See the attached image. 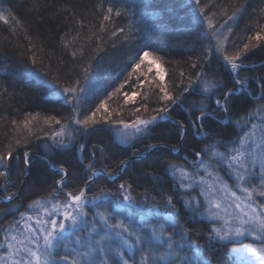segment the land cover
Returning a JSON list of instances; mask_svg holds the SVG:
<instances>
[{
	"label": "trees",
	"instance_id": "trees-1",
	"mask_svg": "<svg viewBox=\"0 0 264 264\" xmlns=\"http://www.w3.org/2000/svg\"><path fill=\"white\" fill-rule=\"evenodd\" d=\"M110 6L112 13L107 12ZM0 11H11L16 18L0 21V154L15 148L6 167L0 161V171L6 172L0 177V243L33 201L53 197L65 202L67 193L84 189L89 217L94 202L107 213L114 201L121 202L132 216L136 208L146 206L153 209L150 221L164 222L168 231L185 232V239L203 246L202 258L235 264L230 243L209 239L207 222L190 217L169 165L190 168L188 159L197 161L202 157L196 153L203 156L206 146L221 147L235 138L237 123L255 105L264 106V41L252 40L236 61L241 66L232 72L224 53L217 51L216 39V29L228 24L223 49L228 55L242 49L264 26V0H0ZM144 52L151 61L160 60L166 72L162 83L177 98L176 104L153 102L161 94L160 83L152 81L156 71L148 58L141 62ZM198 77L217 87L205 93L196 83ZM90 78L94 82L79 105L69 103L63 88L76 87V97ZM237 79L246 81L241 90ZM229 89L235 91L225 113L215 101L223 102ZM100 100L106 101V108L95 117L99 123L84 129L65 120L73 108L83 119ZM165 106L169 112L162 118L155 109ZM201 109L206 117L198 120ZM151 116L157 121L139 137L128 144L116 139L118 121ZM48 117L71 124L73 138H59L66 146L55 144L53 136L61 125L46 124ZM25 120L31 121L32 138L16 145L12 121L21 127L23 138L28 135ZM25 152L30 166L24 163ZM60 164L67 169L62 185L56 183L62 175ZM88 165L97 170L95 175ZM124 195L132 200L125 201ZM93 196L100 199L93 202Z\"/></svg>",
	"mask_w": 264,
	"mask_h": 264
},
{
	"label": "snow or ice",
	"instance_id": "snow-or-ice-1",
	"mask_svg": "<svg viewBox=\"0 0 264 264\" xmlns=\"http://www.w3.org/2000/svg\"><path fill=\"white\" fill-rule=\"evenodd\" d=\"M197 4L199 0H196ZM108 13L113 12V8L110 6L107 9ZM117 15H120V12H116ZM235 15V13H233ZM105 20L109 19V15L104 16ZM9 20L15 21V16L8 12V15H5L3 11H0V21L4 23H8ZM18 22V21H16ZM209 27H212L211 21H209ZM123 31V29H121ZM231 29H229V32ZM264 32V26L261 27V31H257L255 36L249 37V43L243 45L242 49L237 50L234 55H228L226 50L223 49V42L219 37L217 39V51H222L223 59L231 66L233 70H237L241 65L236 63L241 57L243 53H246L250 48V43L252 40L256 41H264V35L261 34ZM115 34V33H113ZM215 36V33H213ZM225 39H227L225 37ZM75 52H73V56H75ZM149 56L148 52H144L143 56L140 58L141 62ZM32 63H36V57H32ZM155 63V61H153ZM195 66V65H194ZM139 65H136L138 68ZM135 70V69H134ZM85 72L88 71L87 68L84 69ZM160 76L161 81H163V72L159 71L157 73ZM245 80L237 79L236 83L243 86L245 84ZM79 83L78 81L76 82ZM123 85H121V88ZM159 91L163 93L160 97L163 101H170L172 104H176V99L172 95L169 94L167 87L161 82L157 85ZM217 87L216 84H205L204 91L207 92L210 88ZM264 88V84L261 85ZM81 91H83L81 89ZM120 89H116V92H119ZM184 91H188V89H184ZM235 89H229L226 93L223 94V102L220 99L215 101L216 105L225 113L228 112V101L232 97ZM77 92V88L74 86H68L63 88V93L67 96H70L69 103L73 101L79 105V99H77L73 94ZM126 102H127V94L125 93ZM264 98V97H262ZM146 107V106H145ZM106 108V103L101 101L99 106L96 108L94 112L89 115H85L83 119L79 118V110L78 108L72 109V116L66 117L65 120H71L77 125H82L84 129H87L91 125H95L99 123V121L95 118L97 113L100 112L101 109ZM136 111H139L137 109ZM157 115H161L169 112L168 107H161L155 109ZM39 114H37L38 116ZM206 117V112L204 109L200 110V115L197 117L198 120H202ZM35 120V117H32ZM157 119V116H153L149 120L140 119L139 117L132 122L131 125L124 123L123 120L119 121L124 124L125 128L132 127L135 129L136 133L147 129L148 125ZM54 121L56 124L61 125V129L57 131L53 140L55 144L60 146H66L65 141L59 139L60 137H67L68 140H71L72 132H71V124L65 123L62 124L61 120L56 117H48L45 119V123H50ZM31 121L25 120L22 122L23 129L27 131L28 135H22V129L19 125H17L16 121H12V124L15 126V131L18 134L15 139L16 145H24L27 144L29 139L32 138V130L29 127ZM143 125L144 129L140 126ZM181 127H183L181 125ZM204 125H200V131L203 133ZM255 128V125H253ZM255 132H245L243 137L239 139V147H233L226 152L216 151L214 146H206L208 151L211 153L212 157H216L215 163L219 165L220 163L226 164L233 172L234 178L236 180V187L240 189L245 195L243 197L237 195L235 191H232L227 184H223L221 190L225 193H229L232 199V203H226L225 201L228 199L225 197H216L213 194V189L211 186L207 189L208 194L205 195V204L207 205L206 211L209 213V216L214 220L222 221L221 226H213L209 231V239L215 236L220 240L229 239L230 237H241L245 234H253L257 239L264 240V211H257L255 207H253L250 203H245V201H251L255 195L264 196V137L261 138L259 143L254 139ZM54 146V145H53ZM155 147V146H150ZM83 145H81V149ZM259 149V151H258ZM50 150V149H49ZM15 151L14 147H10L7 153L0 154V161L5 162V167L7 166L6 162L13 157V152ZM197 156H201L200 152L196 153ZM24 163L26 165H31V160L29 158V153H24ZM121 163H124L123 161ZM199 165L205 169L207 172L210 167V162L205 163L203 159L199 161ZM257 165L259 168L257 169ZM91 169V165H88ZM170 169L172 170V174L175 175L176 172L180 173L182 178L181 187L192 188L193 185L191 183L184 184L183 180L190 177V173L186 170L180 168L178 165L170 164ZM93 175L97 170L91 169ZM254 173H258V175H254ZM61 175V179L56 183L59 185L63 184L64 178L67 176V169L63 164L59 165V173ZM211 174V173H209ZM6 176V172L0 171V177ZM92 177H89L91 180ZM259 179L258 183L255 181ZM203 183V180H201ZM130 187V185H129ZM121 189H125V184L120 185ZM204 195V192L201 193ZM12 197L9 196L8 199ZM67 200L63 203H51V201L47 199H38L33 201L29 207L30 208H39L43 209L44 213L47 216L53 215H62V220L50 219L44 220L37 217L36 226L34 227L32 224L28 223L33 219L32 216H28L27 220L23 222V231L18 234H6L4 239L7 245L6 254L0 256V264H64L69 260V255L67 254V246L62 245L63 234L68 231L66 227L65 221H71V227L73 229L76 228L77 224L81 222V218L86 215L84 204L88 201L85 198V190L81 189L78 193H67ZM100 199L98 196H93V202ZM123 199L125 201H131L132 197L130 195H124ZM51 203V207H48V204ZM167 204L171 209H175L176 205L173 203L171 197L167 198ZM186 206L190 209H197L200 206V201L195 198H189L185 202ZM260 207L264 209V204H261ZM61 208L63 211L61 212ZM229 208H234L239 211L229 212ZM245 208H248L249 211H244ZM71 209V211H69ZM215 209V211L213 210ZM101 220L107 224L109 220V216L104 212L97 213ZM21 218L25 216V213H21ZM170 219H174V215H170ZM19 224V222H17ZM112 228H123L124 232H127L129 235L135 236V244H140L142 246L147 245V248L142 247V261L141 264H213L211 260L208 258H202L201 252L202 247L196 241H189L187 246L185 244H180L179 248H175V233L174 232H166L163 226H152L151 229L147 233H142L139 231L131 230L130 226H125L123 221H119L114 225H110ZM116 235H120V233H116ZM167 235V245L169 251L164 254H157L151 251L154 242H158L162 237ZM187 233L182 232L180 234L181 240L185 239ZM108 236H102L98 241H95V246L89 244L86 247V250L83 252L76 251V249H72L73 256L71 258V264H96V262L91 259L93 253L97 251L99 248L100 252L104 251L103 242L108 239ZM76 243H80V237H76ZM125 244L128 242L125 240ZM191 245L195 246V250H192ZM63 246L65 248L64 255H61L59 249ZM134 245L129 244L128 247L131 248ZM207 246V245H205ZM3 247V245H0ZM116 256L119 257V260H114L113 264H129V261L124 258V253L119 249L114 250ZM188 251H192V255L189 256L186 253ZM234 252H244L251 253L256 259L253 261V264H264V243L260 246L255 247L252 245H242L239 249L233 248ZM185 253V254H181ZM108 258L105 257L104 260L100 262V264H107Z\"/></svg>",
	"mask_w": 264,
	"mask_h": 264
},
{
	"label": "rangeland",
	"instance_id": "rangeland-1",
	"mask_svg": "<svg viewBox=\"0 0 264 264\" xmlns=\"http://www.w3.org/2000/svg\"><path fill=\"white\" fill-rule=\"evenodd\" d=\"M228 24H223V26L218 27L217 34H219V38L222 42H224V35L228 31ZM149 61L148 64L151 63L152 67L155 68L154 74V79L152 81L156 82H163L164 78L166 77V72L165 70H161V63L160 60H155V63L151 61L150 59L152 57L148 56L147 57ZM159 71L163 72V81H161L160 76L157 75ZM235 72V71H234ZM146 77V76H145ZM198 82H196L198 85L199 83L202 85L203 91L205 84L211 85V80L205 77H198ZM93 80L90 78L86 84L84 85V88L82 89L83 91L77 93L76 98L79 99L82 98V96L91 89V86L93 84ZM205 92V91H204ZM208 92V91H207ZM205 92V93H207ZM238 92V91H237ZM163 93L159 94L158 93V98L153 100V102L156 101H161L160 96H162ZM159 99V100H158ZM101 101V100H100ZM99 101V102H100ZM106 102V101H104ZM150 114V113H149ZM148 114V115H149ZM160 117H164V114H161ZM159 117V118H160ZM151 117L148 118H140V119H145L149 120ZM158 119V117H157ZM153 121L151 124L157 121ZM136 120V119H135ZM133 120V121H135ZM132 121V122H133ZM132 122H124L129 125L132 124ZM149 124L148 127L151 125ZM253 125H255V128H253ZM238 130H237V135L235 138L232 140L228 141L225 143L223 146H214L216 151L219 152H226L230 150L233 147H239V139L243 137L245 132H255L254 139L256 140L257 143L261 140L262 137H264V106L260 107V104L255 105L253 110L249 111L245 117L241 121L237 123ZM142 129H144V126H140ZM147 127V129H148ZM116 132H115V137L116 139L122 143V144H128L130 141H132L134 138L139 137L142 135L147 129H144L143 131L136 133L135 129L132 127L125 128L123 123H116ZM259 151V149H258ZM202 158L199 160L190 163L192 166L190 168L186 167H180L184 170H186L188 173H190V177L186 178L183 180L184 184L191 183L193 185L192 188H185L181 187V182L182 178L180 176L179 172H176L173 177L176 180L175 187L178 189V195H181V198L183 199L184 205L187 210H189V214L191 218H195L197 220H203L207 222L208 225V238H209V231L212 229L213 226H221L222 221L219 220H214L209 216V213L206 211L207 205L205 204V195L208 194L207 189L209 186L213 189V194L216 197H225L227 196L228 199L225 201L226 203H232V199L230 197L229 193H225L221 190L223 184H227L229 188L232 191H235L237 195L243 197L245 194L240 191L238 187H236V180L234 178V174L232 170L224 163H220L217 165L215 163V160L217 159L216 157H212L211 153L208 151V148L204 149V154L203 156L201 155ZM203 159L205 163L210 162V167L208 168L207 172L203 167L199 165V161ZM257 169L259 168V165L256 166ZM172 173V170H171ZM211 173V174H209ZM254 175H258V173H254ZM201 180H203V183H201ZM259 179L255 181V183H258ZM180 188V191H179ZM204 192V195H201V193ZM195 198L200 201V206L197 209H190L189 207L186 206L185 202L189 198ZM47 200L51 201V203H60L63 204L64 202H60L57 199H54L53 197L47 198ZM87 200V199H86ZM51 203L48 204V207H51ZM245 203H250L257 209V211H264L260 207L261 204H264V196H259L255 195L251 201H245ZM102 206L98 202H94L92 204V209L93 211L90 213L91 217H89L86 213L81 218V222L77 224L76 228L73 229L71 227V221H65L66 227L68 228V231H66L63 234V239H62V245L67 246V254L69 255V260L67 262H64V264H71V258L73 256L72 249H76V251L83 252L86 250L87 245L92 244L95 246V241H98L100 237L102 236H108L109 238L106 239L103 242V248L104 251L100 252L99 248H97V251L93 253V256L91 259H93L96 264H100L102 260H104L105 257L108 258L107 264H113L114 260H119V257L116 256V253L114 250L119 249L124 253V258L129 261V264H141L142 261V247L147 248V245H140V244H135V236L129 235L127 232L123 231V228H112L110 225H114L119 221H123L125 226H130L131 230L139 231L142 233H147L152 226H163L166 230V232H172L167 230V226L164 222L158 221V222H152L150 221L149 216L153 212V209L145 207H140L136 208L137 209V215L132 216L129 214L131 210L126 209L124 211L122 208L124 205H122L121 202H113L111 205L110 212L107 213L104 212V210L99 209V207ZM115 207V209H114ZM85 209V208H84ZM215 211V209H213ZM63 209L61 208V212ZM71 211V209H69ZM156 211V210H154ZM239 211L234 208H229V212H235ZM244 211H249L248 208H245ZM98 212H104L109 216V220L107 224H105L102 220L101 217L97 214ZM158 213V212H157ZM162 213V211H161ZM160 214V213H159ZM32 216L33 219L31 221H28V223L32 224L34 227L36 226V219L39 217L40 219L44 220H50V219H57V220H62L63 216L62 215H53V216H47L43 209L39 208H30V210L25 213V216L23 218H19L17 222L13 223L10 228L8 229L6 234H18L19 232L23 231V222L27 220L28 216ZM180 232V231H179ZM116 233H120V235H116ZM80 237V243H76V237ZM5 237V236H4ZM214 240L221 242V243H230V254L235 261V264H253V261H255V257L251 255V253H244V252H234L232 251L233 248L239 249L242 245H252L255 247L260 246L262 243H264V240L257 239L255 235L253 234H245L244 236L241 237H230L229 239L225 240H220L213 236ZM127 241L128 244H125L124 241ZM167 240L168 237L165 235L164 237L161 238L160 241L154 242L153 247L151 248L152 252L159 254H164L169 251L168 245H167ZM175 248H179L180 244H185L186 247L190 246L188 245L189 240L184 239L183 241L181 240L180 233L175 232ZM132 244L134 245L133 247L129 248L128 245ZM0 245H3V247H0V256H3L6 254L7 251V245L6 241L3 238L1 241ZM192 250H195V246L191 245ZM61 255L66 254L65 253V248L63 246L60 247L59 249ZM182 255L185 253H181ZM187 255L191 256L192 251H188L186 253ZM202 257V256H201ZM163 264V262H161Z\"/></svg>",
	"mask_w": 264,
	"mask_h": 264
},
{
	"label": "water",
	"instance_id": "water-1",
	"mask_svg": "<svg viewBox=\"0 0 264 264\" xmlns=\"http://www.w3.org/2000/svg\"><path fill=\"white\" fill-rule=\"evenodd\" d=\"M229 68H230V70H231V66L229 65ZM240 88H242V86L240 85ZM193 162V161H192Z\"/></svg>",
	"mask_w": 264,
	"mask_h": 264
},
{
	"label": "flooded vegetation",
	"instance_id": "flooded-vegetation-1",
	"mask_svg": "<svg viewBox=\"0 0 264 264\" xmlns=\"http://www.w3.org/2000/svg\"><path fill=\"white\" fill-rule=\"evenodd\" d=\"M188 161H189L190 163H192V160L188 159ZM194 162H195V161H194Z\"/></svg>",
	"mask_w": 264,
	"mask_h": 264
}]
</instances>
